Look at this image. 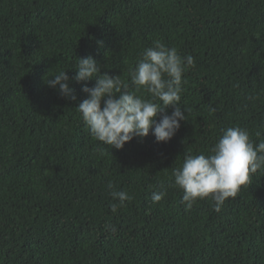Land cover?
<instances>
[{
  "label": "trees",
  "instance_id": "1",
  "mask_svg": "<svg viewBox=\"0 0 264 264\" xmlns=\"http://www.w3.org/2000/svg\"><path fill=\"white\" fill-rule=\"evenodd\" d=\"M157 39L195 59L188 119L167 142L111 149L76 108L96 79H71L75 62L131 83ZM58 70L76 99L46 84ZM231 126L264 140V0H0V264H264V172L219 212L210 197L187 208L174 184L185 153L210 154ZM113 190L132 197L116 212Z\"/></svg>",
  "mask_w": 264,
  "mask_h": 264
},
{
  "label": "clouds",
  "instance_id": "2",
  "mask_svg": "<svg viewBox=\"0 0 264 264\" xmlns=\"http://www.w3.org/2000/svg\"><path fill=\"white\" fill-rule=\"evenodd\" d=\"M195 67L192 55L183 56L176 47H169L157 39L145 48L131 72V83L101 72V65L92 56L78 57L75 62L76 82L96 79L94 86L84 85L87 97L77 106L83 122L94 140L110 148L123 149L134 137L144 138L150 133L157 142L169 141L188 119L189 109L181 107L184 74ZM66 70H58L45 82L62 96L76 99ZM117 94H119L117 96ZM173 106L171 114H164ZM257 136L260 134L257 133ZM112 153V152H111ZM102 154L107 153L102 150ZM264 172V140L252 139L241 126L227 127L210 150V154L185 153L183 163L173 168L174 184L183 190L181 203L191 208L198 199L210 197L219 212L229 198H235L250 177ZM108 187L113 188L109 183ZM166 192H154L153 203L160 202ZM111 209L116 212L131 196L126 191L111 192ZM106 228L115 232L114 225Z\"/></svg>",
  "mask_w": 264,
  "mask_h": 264
}]
</instances>
